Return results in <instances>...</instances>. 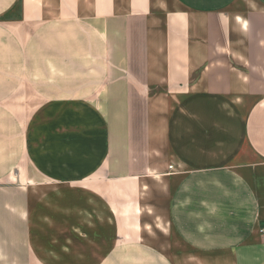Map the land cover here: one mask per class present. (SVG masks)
<instances>
[{
    "label": "crops",
    "instance_id": "obj_1",
    "mask_svg": "<svg viewBox=\"0 0 264 264\" xmlns=\"http://www.w3.org/2000/svg\"><path fill=\"white\" fill-rule=\"evenodd\" d=\"M0 197V264H264V0H0Z\"/></svg>",
    "mask_w": 264,
    "mask_h": 264
},
{
    "label": "rangeland",
    "instance_id": "obj_2",
    "mask_svg": "<svg viewBox=\"0 0 264 264\" xmlns=\"http://www.w3.org/2000/svg\"><path fill=\"white\" fill-rule=\"evenodd\" d=\"M2 206H3V200L2 198L0 197V216L2 217L3 216V213H1V209H2ZM10 235L8 233H5V232H2L0 230V246L3 245V242L5 241H10V242H13V239L9 237ZM16 241V240H15Z\"/></svg>",
    "mask_w": 264,
    "mask_h": 264
},
{
    "label": "built area",
    "instance_id": "obj_3",
    "mask_svg": "<svg viewBox=\"0 0 264 264\" xmlns=\"http://www.w3.org/2000/svg\"><path fill=\"white\" fill-rule=\"evenodd\" d=\"M169 169H171V167ZM260 233L264 234V228L261 229Z\"/></svg>",
    "mask_w": 264,
    "mask_h": 264
}]
</instances>
